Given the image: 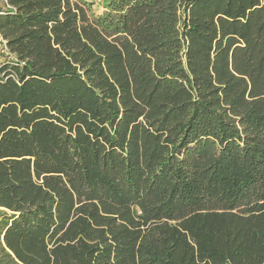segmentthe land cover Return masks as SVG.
<instances>
[{
	"label": "trees",
	"instance_id": "1",
	"mask_svg": "<svg viewBox=\"0 0 264 264\" xmlns=\"http://www.w3.org/2000/svg\"><path fill=\"white\" fill-rule=\"evenodd\" d=\"M0 0V264H264V0Z\"/></svg>",
	"mask_w": 264,
	"mask_h": 264
},
{
	"label": "rangeland",
	"instance_id": "2",
	"mask_svg": "<svg viewBox=\"0 0 264 264\" xmlns=\"http://www.w3.org/2000/svg\"><path fill=\"white\" fill-rule=\"evenodd\" d=\"M93 3V10L96 11V12H100L102 11L103 7V0H89ZM9 59V55L6 54V53H1L0 54V63L5 61V60H8ZM1 213V212H0Z\"/></svg>",
	"mask_w": 264,
	"mask_h": 264
},
{
	"label": "built area",
	"instance_id": "3",
	"mask_svg": "<svg viewBox=\"0 0 264 264\" xmlns=\"http://www.w3.org/2000/svg\"><path fill=\"white\" fill-rule=\"evenodd\" d=\"M1 53L9 54L6 41L0 36V54Z\"/></svg>",
	"mask_w": 264,
	"mask_h": 264
}]
</instances>
